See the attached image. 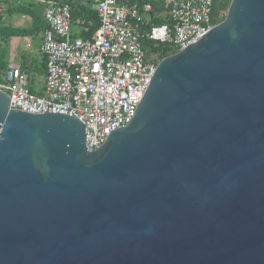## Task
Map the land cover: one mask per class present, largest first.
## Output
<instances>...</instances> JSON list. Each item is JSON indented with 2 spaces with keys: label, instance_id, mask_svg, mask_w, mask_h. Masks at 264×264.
<instances>
[{
  "label": "water",
  "instance_id": "95a60500",
  "mask_svg": "<svg viewBox=\"0 0 264 264\" xmlns=\"http://www.w3.org/2000/svg\"><path fill=\"white\" fill-rule=\"evenodd\" d=\"M0 89V264H264V0L161 59L98 149Z\"/></svg>",
  "mask_w": 264,
  "mask_h": 264
},
{
  "label": "built area",
  "instance_id": "2783aa9c",
  "mask_svg": "<svg viewBox=\"0 0 264 264\" xmlns=\"http://www.w3.org/2000/svg\"><path fill=\"white\" fill-rule=\"evenodd\" d=\"M92 1L100 22L89 37L72 35L71 3L48 1L45 20L49 28L41 47L47 58L44 93L32 91L29 74L15 62L0 82L13 109L80 119L90 152L132 122L154 78L161 59L148 56L143 40L169 43L178 52L214 26V0H164L172 24L151 23L152 15L149 19L143 16L154 11L153 0L142 7L119 0ZM146 23L151 26L145 31Z\"/></svg>",
  "mask_w": 264,
  "mask_h": 264
},
{
  "label": "crops",
  "instance_id": "0c3cea01",
  "mask_svg": "<svg viewBox=\"0 0 264 264\" xmlns=\"http://www.w3.org/2000/svg\"><path fill=\"white\" fill-rule=\"evenodd\" d=\"M48 1L50 0H0V28L4 26L35 28L38 26L39 29L35 34L12 36L9 39L0 32V78L4 80L11 63H18L29 74L32 91L39 94L44 93L47 77L46 55L41 47L45 31L49 28L45 20ZM70 1L74 10L72 35L86 37L94 25L93 21L88 20L89 11H96L93 8V1ZM30 9L40 21L36 25H34L33 16L28 12ZM143 16L149 19L151 14L144 12Z\"/></svg>",
  "mask_w": 264,
  "mask_h": 264
},
{
  "label": "trees",
  "instance_id": "16d2710c",
  "mask_svg": "<svg viewBox=\"0 0 264 264\" xmlns=\"http://www.w3.org/2000/svg\"><path fill=\"white\" fill-rule=\"evenodd\" d=\"M119 1L120 3H128V4L138 3L140 7H142L143 4L148 0H119ZM231 1L232 0H214L213 13H212L213 15L212 22L214 25L220 23L226 18ZM62 2L71 3L70 0L62 1ZM152 2H153L154 11L151 13L152 15L151 23L162 24L168 22L172 24V20L170 15L168 14V9L165 6L164 0H160V1L153 0ZM28 12L33 16L34 25L40 22L32 9H30ZM89 12H90V16H88V20L93 21L94 25L86 37L92 35L95 29L99 26V22H100L98 13L96 11L90 10ZM73 17H74V10H73ZM151 23H146L143 26V29L145 31L149 30ZM38 30H39L38 26L35 28L13 27V26H4L0 28V32L4 33V36L7 39L11 38L12 36L32 35L38 32ZM143 45L146 48L149 57L153 55H157L160 59H163L164 57L176 53L173 47L171 46V44L169 43L156 44L153 40L145 38L143 40ZM46 70H47V58H46ZM2 81L3 79L0 78V82Z\"/></svg>",
  "mask_w": 264,
  "mask_h": 264
},
{
  "label": "rangeland",
  "instance_id": "374dc122",
  "mask_svg": "<svg viewBox=\"0 0 264 264\" xmlns=\"http://www.w3.org/2000/svg\"><path fill=\"white\" fill-rule=\"evenodd\" d=\"M226 12V11H225ZM157 56V55H156ZM158 57V56H157Z\"/></svg>",
  "mask_w": 264,
  "mask_h": 264
}]
</instances>
